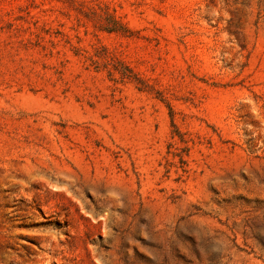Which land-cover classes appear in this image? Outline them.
I'll return each mask as SVG.
<instances>
[{
  "label": "rangeland",
  "instance_id": "rangeland-1",
  "mask_svg": "<svg viewBox=\"0 0 264 264\" xmlns=\"http://www.w3.org/2000/svg\"><path fill=\"white\" fill-rule=\"evenodd\" d=\"M0 264H264V0H0Z\"/></svg>",
  "mask_w": 264,
  "mask_h": 264
},
{
  "label": "trees",
  "instance_id": "trees-1",
  "mask_svg": "<svg viewBox=\"0 0 264 264\" xmlns=\"http://www.w3.org/2000/svg\"><path fill=\"white\" fill-rule=\"evenodd\" d=\"M114 28H121V26L119 25L118 21L115 20V26Z\"/></svg>",
  "mask_w": 264,
  "mask_h": 264
}]
</instances>
